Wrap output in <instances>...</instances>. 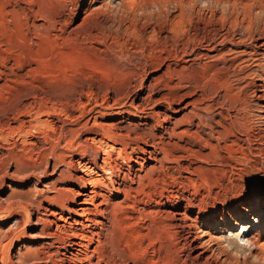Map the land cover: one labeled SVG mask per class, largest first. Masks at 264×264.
<instances>
[{"label": "rangeland", "instance_id": "1", "mask_svg": "<svg viewBox=\"0 0 264 264\" xmlns=\"http://www.w3.org/2000/svg\"><path fill=\"white\" fill-rule=\"evenodd\" d=\"M89 2L90 0H37V31L31 24H28L29 26L25 24L31 21L29 13L27 15L25 13L23 17L12 11V6L9 9L5 5H0V38H2L0 42H2L1 45L5 43V47L0 45V54L4 53L0 55L2 57L0 61L3 59V62H0V69L3 73L6 72L2 75L0 71V85L2 86V89L0 86V102L2 101L0 103L2 111L0 112L4 111V113H0V121H7L9 117L8 121H25L24 127L27 126V135L19 134V136H17L18 133H14V135L0 129V264H8L10 255L15 264H37V252L41 251L48 242V239L43 236L42 226L36 223V206L37 202L42 200L41 189L45 190L46 195H52L55 191L53 188H56V185L53 184L54 175H52L56 162L50 158L49 152L51 153L54 149L62 150V148L65 151L68 148L66 145L68 140H59V130L55 131L50 127L51 123L48 121H54L57 124L62 123L61 121L73 120L116 121L112 112L114 110H108L104 116H99L97 112L99 106H105L103 102V104L101 103L102 98L105 96L104 98L112 103L119 95L115 86L124 84V82L128 83L129 80L131 81L127 86L131 83L130 87H127L124 92L127 93L131 102H145L143 105L152 106L156 111L163 112L168 107L165 103V101L168 102V99L172 101L176 99V102H173V107L178 110L185 105L187 99L179 101L180 90H166L161 85V90L153 94L145 91V88L140 89V83L143 82L144 86L148 85L150 77L147 75L145 77L143 72L141 76H133L128 79V70L134 67L138 57H133L131 61L124 57L125 53L134 54L139 51L141 59L148 57L150 53L162 58H169L171 53L169 51L181 50L184 42L177 39L175 30L181 26L179 23L184 17L181 15L185 14L182 12V7L186 10L187 8L191 9L190 11L195 14L198 10L207 8L217 9L220 13L234 9L239 23L248 22L250 18L254 20L252 21L253 29L245 31L244 28H237L233 35V40L241 43L235 49L242 52V56L235 63L236 66L233 65L234 69L238 71L236 73L233 71L230 80L227 81V89L224 87L222 90L220 89L222 85L219 83H222L224 71H218L216 68H220L219 66L214 68V63H203L208 64L207 66L198 63L186 71L193 76L194 74L198 76H194L195 81L201 77L199 81L213 86L211 89L215 90L212 94L214 96H211V100L208 102L218 105L215 110L220 107L225 108L224 113L228 114V121H238L236 118L245 117L248 121L246 126L240 125L241 128H245H243L244 131L237 132L234 137H227L226 142H222L220 146L216 139L205 134L211 146L213 144L218 146L215 151L210 146L203 147L194 139L183 140V145L186 144L185 146L199 150L201 156L190 163V172L181 170L174 173V169L169 172L173 173L176 181L178 180L180 183L181 190H183L181 197L189 202L192 207L191 214L198 216L200 223H214V219L220 223L222 217H226L228 220L235 219V215L241 207H252L250 213L247 214V221L251 220V224L241 221L237 225L232 221L228 227L223 225L222 230H218L220 226L216 225L213 235L217 240L213 244L214 254L209 259V264H264V212L260 213L261 210H264V97L263 99L259 98L260 89H264V86H259L260 78L264 79V0H97V3L91 8ZM61 18L62 21H59ZM64 20L65 22L68 20L67 24L64 23ZM62 22L65 26L62 25ZM78 25L79 28H77ZM138 46H142L145 53H141ZM8 49H11V53ZM234 55L235 53L231 57ZM17 58L19 59L16 60ZM15 64H18L19 67ZM194 71L196 72L193 73ZM9 72H11V76ZM15 72L18 73V76L14 74ZM160 74L161 71L152 73L151 77L156 78ZM221 74L222 76H220ZM261 84H264V80ZM103 86L115 89L112 90L113 92L106 91ZM90 90L96 93H92ZM228 90L231 91L228 92ZM17 92L18 94H16ZM216 92H218L217 95H215ZM162 95L166 96L165 101L154 106L155 103L150 101V98L156 100L160 99ZM13 99H16V102ZM5 102H8L9 107ZM95 105H97L96 110ZM22 109L26 111L24 112ZM12 111L15 114L19 112L18 115L22 113L21 118ZM171 113L174 117L172 124H175L183 116V112ZM29 120L32 122H27ZM122 120L129 121L126 120V117ZM45 122L47 125L44 124ZM31 123L32 126L35 123L34 127H36L30 126ZM28 127H32V131H27L31 130ZM38 132L41 133L38 134ZM51 134L58 135L52 141L53 143L49 139L47 140V136H51ZM31 141H38V148L31 147ZM44 142L47 144H43ZM54 144L56 145L53 148ZM26 145L28 146L26 147ZM7 150L12 151L10 153L20 152L18 154L23 156L21 157L22 161H19L20 157H17L18 160H16V157L10 156V154L8 156L10 159H8L6 157ZM21 151L24 153L22 154ZM186 177L188 181L191 179L193 181L188 182ZM178 187V185L169 182V190L176 191ZM17 202L24 203L30 209L31 222L22 229L24 233L22 239L16 241L14 246L7 250L4 247L5 240L1 238L2 232L15 226L18 218L13 214L15 210L12 209V205H16ZM28 203L31 204L27 205ZM43 206L48 205L43 203ZM253 217L256 218L255 221ZM242 226L248 227L247 230H243ZM20 254H25L32 260L21 262V260L19 261ZM184 254L182 253L183 257L186 256ZM168 261L170 264L171 259L167 260V264Z\"/></svg>", "mask_w": 264, "mask_h": 264}, {"label": "bare ground", "instance_id": "2", "mask_svg": "<svg viewBox=\"0 0 264 264\" xmlns=\"http://www.w3.org/2000/svg\"><path fill=\"white\" fill-rule=\"evenodd\" d=\"M95 3H97V0H90L89 7L91 8ZM0 5H5L7 8L12 6V11L23 17L25 13L26 15L29 13L31 21L25 24H31L34 30L36 29L35 31H37V0H0ZM190 10L182 7V12H185V14L181 15L184 16L181 23H179L181 26L178 25L179 27L175 30L177 39H181L184 42L181 50L169 51V53L171 52L169 58L152 55L150 51L148 57L142 58L143 60L139 56V51L134 54L125 53L124 56L129 58L130 61L133 57H138L134 67L128 70V79L133 78V76H141L143 72L145 77L146 75L150 77L149 84L146 86L140 81V89L145 88V91L153 94L161 90V85L166 90H180L179 101L187 99V102L184 106L181 105L182 107L179 110L173 107V102L175 103L176 99L175 101L168 99V102H166L164 100L166 96L163 97V95L156 100L151 97L150 101L155 103L154 106L165 101L168 107L166 106L167 108L164 112L156 111L152 106L143 105L145 102H131L127 93L124 92L127 87H130L131 83L127 86L131 81L129 80L128 83L124 82V84L115 86L119 95L112 103L107 98H104L105 96L103 95L101 103L103 102L105 106H99L97 112L99 116H104L108 110H114L112 112L116 121L73 120L61 121L62 123L59 122L60 124L48 121L51 123L50 127L55 131L59 130V140H68L66 141L68 148L66 147L65 151L62 148V150L54 149L51 153L49 152L50 158L56 162L52 171V175H54L53 184L56 185V188H53L55 191L52 195H46L45 190L41 189L42 200L39 202L35 200L37 202L36 223L42 226L43 236L48 239L44 248L37 252V264H167L168 259H171L172 264H209V259L214 254L213 244L217 240L213 235V231H215L217 226H220L218 227V230H220L223 225L228 227L232 221L237 225L241 221L251 224V220L250 222L247 221V214L250 213L251 206L241 207L237 211L235 219L228 220V218L222 217L220 223H217L216 219H214V223H200L199 217L191 214L192 207L189 202L181 197L183 194H181V191L183 190H181L180 183H178V180L176 181L173 173L169 172L171 169H174V173L181 170L188 172L190 163L201 156L199 150L185 146L186 144L183 145V140L189 139L190 141V139H194L203 147L210 146L215 151L222 142H226L227 137H234L237 132L242 133L245 128H241L240 125L246 126L248 122L245 117H243L245 120L236 118L238 121H228V114L224 113L226 111L225 108L220 107V109L215 110L218 105L208 102L211 100V96H214L212 94H214L215 90L211 89L213 86H208L209 84L207 85L206 82L199 81L201 77L195 81L194 79L197 75L194 74V76L196 75L194 77L186 71L198 63H214V68L219 66L220 68L216 69L224 71L222 83H219L222 85L220 89L226 88L227 81L230 80L233 71L235 73L238 71L234 69L233 65L242 56V52H238L235 49L241 43L235 42L233 35L237 28H244L245 31L253 29L252 21L254 20L250 18V21H248L249 19L246 20L248 22L239 23L234 9L220 13L217 9L207 8L198 10L196 14ZM59 21H62V18ZM66 22L64 20V23ZM55 23L53 22V25ZM64 23L62 25L65 26ZM79 25L77 28H79ZM2 45L5 47V43ZM9 45L7 46L8 48ZM138 48L141 49V53H145L142 46H138ZM11 49H8L10 53ZM233 53L235 55L231 57ZM3 54L1 53L0 55ZM2 60L0 62H3ZM6 62L8 63V61ZM207 65L203 64V66ZM16 66L19 67L18 64ZM159 71H161L159 76L156 78L151 77L152 73H159ZM11 72H9V75ZM213 72H215L214 69ZM1 73L3 75L6 72L3 73L1 71ZM14 74L18 76V73L15 72ZM21 78L23 79V77ZM263 80L260 78V85L258 84L260 87L264 86V84H261ZM19 82L21 84V79ZM19 82L17 81L18 84ZM103 89L112 91L115 88L111 89L109 86H103ZM92 90L90 91L92 92ZM14 91L16 92V90ZM263 93L264 89H260L259 98L263 99ZM212 98L214 99V97ZM226 98L228 97L226 96ZM7 103L6 105L8 106L9 104ZM16 104L14 105L16 106ZM13 107L12 110H14ZM94 107L96 110L97 105ZM24 109L22 110L24 111ZM214 110L215 112L212 114ZM171 112H183V116L178 121L176 120L175 124H172L174 117ZM18 114L15 115L21 118L22 113ZM124 117L129 121H123L122 118ZM17 118L14 119L17 120ZM8 120L0 121V129H4L11 134L18 133L17 136L26 134L27 126L24 127L25 121ZM27 122L32 121L29 120ZM34 125L30 124V126L35 128L36 126L34 127ZM32 127L28 128L31 129ZM27 131H32V129ZM61 132L63 134H60ZM40 133L38 132V134ZM205 134L212 139H216L218 146L214 144L211 146ZM56 135H48L47 140L49 139L52 142L58 136ZM6 136L8 137L7 134ZM22 142H24L23 139ZM37 142L31 141V147H37ZM55 145H53V148ZM24 151H21L22 154ZM29 151L31 153V150ZM10 152L12 151L7 150L6 153L8 155L6 157L10 154V156L16 157V160H18L17 157H20L19 161H22L21 157L23 156L18 154L20 152ZM8 159L10 158L8 157ZM192 181L191 179L190 182ZM169 182L176 186L178 185V189L176 191L169 190ZM11 199L13 200V197ZM43 203L48 206H43ZM29 204L31 203L27 205ZM12 209L15 210L13 214L17 215L16 218L18 219L14 227L2 232L3 236L1 237L5 240L4 247L7 250L14 246L16 241L22 239L24 236L22 229L31 222V211L24 203L19 204L17 202L16 205H12ZM263 212L264 210L260 211L261 214ZM253 220L255 221L256 218L253 217ZM246 228L248 227H243V230ZM61 250L64 252L60 253ZM6 252L8 253V251ZM182 253H185L184 255L186 256L183 257ZM19 256V261L21 260V262L32 260L25 254H20ZM8 257V264H15L11 255Z\"/></svg>", "mask_w": 264, "mask_h": 264}]
</instances>
